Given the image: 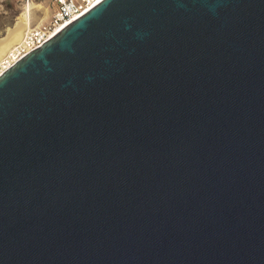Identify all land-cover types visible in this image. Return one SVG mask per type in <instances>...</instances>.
Masks as SVG:
<instances>
[{"label":"water","instance_id":"water-1","mask_svg":"<svg viewBox=\"0 0 264 264\" xmlns=\"http://www.w3.org/2000/svg\"><path fill=\"white\" fill-rule=\"evenodd\" d=\"M0 264H264V0H99L0 72Z\"/></svg>","mask_w":264,"mask_h":264},{"label":"built area","instance_id":"built-area-1","mask_svg":"<svg viewBox=\"0 0 264 264\" xmlns=\"http://www.w3.org/2000/svg\"><path fill=\"white\" fill-rule=\"evenodd\" d=\"M51 2L54 6L51 20L47 23L31 27L26 32L22 42L11 50L2 60L0 70H5L23 55L37 46H40L50 37L51 31L58 24L65 22L66 20H73L91 7L95 0H51Z\"/></svg>","mask_w":264,"mask_h":264},{"label":"rangeland","instance_id":"rangeland-1","mask_svg":"<svg viewBox=\"0 0 264 264\" xmlns=\"http://www.w3.org/2000/svg\"><path fill=\"white\" fill-rule=\"evenodd\" d=\"M53 4L51 0H34L31 8V27L47 23L52 18ZM24 10L22 0H0V36L4 35L8 26L16 21Z\"/></svg>","mask_w":264,"mask_h":264},{"label":"bare ground","instance_id":"bare-ground-1","mask_svg":"<svg viewBox=\"0 0 264 264\" xmlns=\"http://www.w3.org/2000/svg\"><path fill=\"white\" fill-rule=\"evenodd\" d=\"M97 1L99 0H95V2H93L92 4H95ZM69 21L70 20H66L65 22L58 24L51 31L50 36L54 34L56 31H58L62 26L67 24ZM29 29H30L29 21L24 17H20L18 18L15 25L9 28L4 36L0 37V64L2 63V60L6 57V55L10 53L11 50H13L19 43L22 42L26 32ZM2 70L3 69H1L0 72H2Z\"/></svg>","mask_w":264,"mask_h":264},{"label":"crops","instance_id":"crops-1","mask_svg":"<svg viewBox=\"0 0 264 264\" xmlns=\"http://www.w3.org/2000/svg\"><path fill=\"white\" fill-rule=\"evenodd\" d=\"M22 1L24 2V10H23V11L21 12V14L17 17V19H16V21L14 22V24L11 25V26H8V27H7L6 31H7L9 28H11L12 26H14L15 23L17 22L18 18H20V17H24V18H26V19L29 21V23H30V28H31V22H32L31 8H32V5H34V0H22ZM53 10H54V8H53ZM5 34H6V32H5ZM5 34H4V35H5ZM4 35H2V36H4ZM2 36H0V37H2Z\"/></svg>","mask_w":264,"mask_h":264}]
</instances>
